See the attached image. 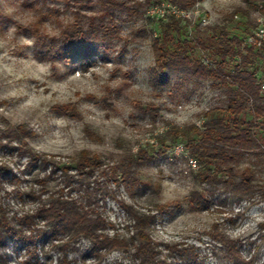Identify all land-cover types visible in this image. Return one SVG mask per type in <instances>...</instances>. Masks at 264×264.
<instances>
[{
    "label": "rangeland",
    "instance_id": "1",
    "mask_svg": "<svg viewBox=\"0 0 264 264\" xmlns=\"http://www.w3.org/2000/svg\"><path fill=\"white\" fill-rule=\"evenodd\" d=\"M172 6L165 0H0V134L25 126L28 146L49 162L67 164L74 179L72 160L81 151L98 154L102 161L81 189L75 186L67 191L58 165L48 163L45 170L29 172L23 167L26 158L16 155L18 143L11 141V150L0 149V163L22 179L15 185L7 175L0 197L8 199L5 191L13 187L32 186L40 199L58 188L79 198L86 184L89 189L105 186L135 208L168 205L166 213L156 212L151 235L169 264H180L169 248L174 242L197 246L206 257L205 264H232L218 239L220 233L237 238L242 254L252 255L254 264H264V199L236 202L219 187L208 207L192 209L188 193L201 187L192 176L198 165L183 139L169 135L164 144L157 140L174 126L202 128L204 112L225 104L221 90L208 80L169 72L168 85L152 81L153 39L160 24L174 15ZM178 9L190 17L175 15L181 19L180 36L192 40V50L205 64L209 63L207 53L197 45L196 36L206 38V26H224L229 36L239 37L243 47L259 19H264V11L245 0H200L192 8ZM75 33L86 37L77 45L69 44ZM262 46L255 47L258 54L251 57L248 68L255 70L264 93ZM186 130L193 136L194 130ZM139 148L151 155L139 173L153 182L154 191L144 190L131 198L102 171ZM247 164H254L257 178L264 179V153L245 155L238 166ZM41 180L44 185L39 184ZM9 199L13 207L8 215L14 210L18 214L32 211L39 204L32 197L22 202ZM98 204L120 232L132 233L131 227L124 229L123 224L130 221L116 201L107 197ZM53 244L45 239L33 255L22 243L9 240L0 246V264H60L63 251ZM72 244L77 250H66L69 264H134L120 249L90 254V243L83 237Z\"/></svg>",
    "mask_w": 264,
    "mask_h": 264
},
{
    "label": "trees",
    "instance_id": "2",
    "mask_svg": "<svg viewBox=\"0 0 264 264\" xmlns=\"http://www.w3.org/2000/svg\"><path fill=\"white\" fill-rule=\"evenodd\" d=\"M146 1L159 3L162 0ZM165 1L187 9L200 0ZM245 1L264 11V0ZM166 19V22L160 24L159 34L152 43L155 53L151 68L152 81L158 86H166L169 84V72H179L193 77L195 81H210L212 87L221 90L225 100L224 106L213 107L204 112L202 128L189 126L190 130H194L193 136L187 135L186 129L174 126L157 137L160 144H164L169 135L173 139H183L189 156L198 165L192 176L194 182L201 187L189 191L190 207H208L219 187L227 190L236 202L264 199V179L257 178L254 164L238 166L245 155L259 156L264 153V93L255 70L248 68V64L252 63L251 57L258 54L255 47H241L239 37L229 36L224 26H206L207 37L196 36L197 45L207 53L209 63L205 64L192 50V40L181 38V19L175 15ZM85 37L86 34L75 33L69 38V44L77 45ZM27 136L29 131L21 124L13 130L3 132L0 134V149L11 150L9 142L16 141V155L26 158L23 167L29 172L45 170L48 163L53 167L58 165L62 170L63 184L68 187L67 191L75 186L81 189L89 174L102 165L98 154L81 151L77 159L72 160L74 166L71 167L75 168L76 175L74 179L75 176L68 174L67 164L49 162L44 154L30 148L25 139ZM163 152L164 150L160 151ZM149 159L151 155L145 149L129 151L110 170L104 169L102 175L117 186L122 185L131 198L144 190L154 191L153 182L143 179L139 173L141 165ZM7 175L11 176L10 181L15 185L22 179L6 163L1 162L0 189ZM34 175L37 177V174ZM39 184L45 183L41 180ZM63 191V188H58L46 194L45 199L37 197L32 186L26 190L13 187L5 191L8 199L0 197V246L12 240L22 243L28 252L35 255L37 245L43 244L45 239L52 244L53 240H58L59 243L53 245L63 251L59 262L69 264L66 250L76 251L72 241L83 237L90 243V254L95 256H100L102 251L120 249L134 264H169L165 257H161L158 242L151 235L157 222L156 212L159 215L166 213L168 205L153 204L155 212L152 208H135L125 200L116 198L115 193L105 186L89 189L86 184L79 198ZM10 197L21 202L25 197L37 198L39 204L32 211L26 210L18 214L14 210L8 215L13 207ZM107 197L116 201L126 213L130 223L123 225L126 231L131 227L130 235L120 232L104 214L103 206L98 201ZM220 234L218 239L224 247L226 258L232 264H254L252 255L242 254L237 238L226 233ZM169 248L176 252L180 264H205V255L194 244L174 242Z\"/></svg>",
    "mask_w": 264,
    "mask_h": 264
},
{
    "label": "built area",
    "instance_id": "3",
    "mask_svg": "<svg viewBox=\"0 0 264 264\" xmlns=\"http://www.w3.org/2000/svg\"><path fill=\"white\" fill-rule=\"evenodd\" d=\"M171 9L174 15L183 16L185 18L186 17L190 18L185 13V11L176 8V6H172ZM244 43L250 46L257 47V48L264 45V19H259V24L256 30L245 38Z\"/></svg>",
    "mask_w": 264,
    "mask_h": 264
}]
</instances>
